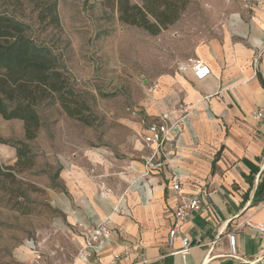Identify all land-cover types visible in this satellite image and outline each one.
Segmentation results:
<instances>
[{"label": "crops", "instance_id": "obj_1", "mask_svg": "<svg viewBox=\"0 0 264 264\" xmlns=\"http://www.w3.org/2000/svg\"><path fill=\"white\" fill-rule=\"evenodd\" d=\"M221 1L223 8L213 14L216 20L199 33H180L184 44L190 43L192 56L173 74L155 79L160 88L151 93L150 108L133 111L139 118L131 126L141 138L140 167L131 174L128 169L118 172L117 187L93 183L91 178L103 174L89 173L87 166L97 161L92 152L63 156L60 132L54 147L40 144L46 156H36L31 170L41 171L45 164L54 169L57 164L56 176L31 174L28 180L45 184L52 178L64 187H46L55 193L50 203L60 214V237L66 242L60 244V264H85L77 257L83 226L101 221L114 232L101 264H109L125 245L133 249L115 264H264V233L258 230L264 225V0H250L247 8L243 0ZM195 59L211 67L208 77L197 80L191 70L179 69ZM143 83L149 84L146 78ZM257 111L259 119L253 117ZM161 114L172 120L184 116L178 124V149L169 160L158 154L146 164L151 147L143 137ZM11 124L17 125L16 133L5 128ZM71 125L60 122V128ZM42 133L40 126L29 143H39ZM0 135L24 140L22 121L0 116ZM16 159L15 148L0 143V164L12 165ZM174 169L184 191L204 192L201 209L180 223L181 234L192 245L185 256L178 252L179 237L168 244L176 205ZM228 232L236 235L235 256L229 253Z\"/></svg>", "mask_w": 264, "mask_h": 264}, {"label": "rangeland", "instance_id": "obj_2", "mask_svg": "<svg viewBox=\"0 0 264 264\" xmlns=\"http://www.w3.org/2000/svg\"><path fill=\"white\" fill-rule=\"evenodd\" d=\"M45 1L37 0L39 6ZM224 3L189 0L178 23L151 35L120 22L116 9L104 0H57L58 26L38 19L41 7H36L33 0H0V12L27 24L28 36L57 56L72 88L86 104L82 113L91 120L85 124L68 116L55 99L41 103L37 111L43 133L39 143H29L34 163L36 156H46L40 144L54 147L60 132L63 156L72 158L76 151L92 152L97 161L87 169L90 174H103L91 178L93 183L117 187L118 172L128 169L131 174L140 167L141 138L132 129L131 121L139 119L134 110L151 107L152 92L143 79L150 83L173 74L193 52L180 33H199L204 25L216 20L213 14ZM241 3L247 8L251 2ZM60 122L73 126L60 128ZM6 127L13 133L18 128L16 124ZM33 165L18 170L0 164V264H60V244L66 242L60 237V214L50 203L55 193L46 187L56 191L64 187L52 179L57 164H53L54 169L45 164L38 174L31 170ZM40 173L52 177L50 182L28 180L31 174Z\"/></svg>", "mask_w": 264, "mask_h": 264}, {"label": "trees", "instance_id": "obj_3", "mask_svg": "<svg viewBox=\"0 0 264 264\" xmlns=\"http://www.w3.org/2000/svg\"><path fill=\"white\" fill-rule=\"evenodd\" d=\"M37 17L50 25H59L57 0L41 6L33 0ZM189 0H104L116 9L120 22L139 27L151 35L176 22ZM27 24L0 12V116L22 121L24 140L0 135V143L16 150V161L6 168L23 170L34 164L29 141L36 138L41 126L37 107L51 99L60 103L66 114L85 124L91 123L82 113L86 104L72 88L70 78L60 67L57 56L27 34ZM8 175H12L7 173Z\"/></svg>", "mask_w": 264, "mask_h": 264}, {"label": "built area", "instance_id": "obj_4", "mask_svg": "<svg viewBox=\"0 0 264 264\" xmlns=\"http://www.w3.org/2000/svg\"><path fill=\"white\" fill-rule=\"evenodd\" d=\"M245 1L249 2L250 0ZM245 5L247 6V4ZM256 61L257 58H255L254 63ZM179 69L182 71L191 70L197 80H202L212 73L211 67L200 59H195L189 64H182ZM147 88L149 91L154 92L159 90L160 84L157 81H151ZM253 117L259 119L261 111L254 113ZM158 119V121L148 125V133L143 137L145 145L151 147V154L147 158L146 164H150L158 154L169 160L173 151L178 149V124L184 119V116L172 120L167 114H161ZM172 175L174 179L172 190L176 194V205L172 212V223L168 231V244H172L174 238L179 237L181 246L178 252L185 256L192 245L188 236L181 234L180 223L188 213L201 209L204 192L202 190L192 193L184 191L177 170L174 169ZM83 229L84 240L77 252V257L81 258L85 264H101L100 256L110 243L114 234L113 230L107 226L105 221L84 225ZM258 230L260 233H264V225L259 226ZM226 237L229 244V253L235 256L237 254L236 235L234 232H228ZM132 249L131 246L125 245L121 252L113 255V259L109 264H115L116 260L121 256L128 255ZM142 261H145V259H142Z\"/></svg>", "mask_w": 264, "mask_h": 264}]
</instances>
